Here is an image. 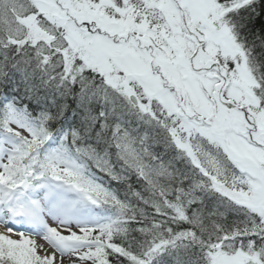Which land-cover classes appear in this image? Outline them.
<instances>
[{
    "label": "snow or ice",
    "instance_id": "obj_1",
    "mask_svg": "<svg viewBox=\"0 0 264 264\" xmlns=\"http://www.w3.org/2000/svg\"><path fill=\"white\" fill-rule=\"evenodd\" d=\"M0 264H264V0H0Z\"/></svg>",
    "mask_w": 264,
    "mask_h": 264
}]
</instances>
